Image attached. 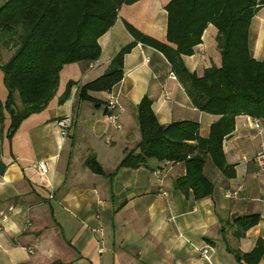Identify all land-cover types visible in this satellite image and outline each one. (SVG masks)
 <instances>
[{"label": "crops", "instance_id": "0c3cea01", "mask_svg": "<svg viewBox=\"0 0 264 264\" xmlns=\"http://www.w3.org/2000/svg\"><path fill=\"white\" fill-rule=\"evenodd\" d=\"M169 2L141 0L122 6L114 26L99 40L102 55L95 69L83 63L65 66L49 106L25 120L11 140L9 116L0 121V161L6 164L0 175V264H245L229 249L249 253L258 240L264 241V171L254 160L264 137L257 135L249 116L237 117L235 131L223 144L236 177L227 180L208 159L204 173L215 192L202 200L176 188V181L186 175L183 163L151 160L146 167L120 170L112 181L85 166L94 154L113 172L126 152L136 148L141 140L137 106L145 96L153 101L162 125L194 121L200 136L207 138L219 121L220 116L193 105L180 82L170 77L166 57L143 44L125 56L123 79L111 93H91L104 102L102 107L79 100L78 88L102 76L118 52L134 41L125 22L166 41ZM217 36L209 25L195 54L184 57L190 72L202 77L206 69L221 66ZM250 51L254 59L263 60L264 8L251 23ZM7 54L10 58L12 50L0 40V62L9 60ZM69 82L76 84L60 105ZM4 88L3 103L8 95ZM111 98L122 109L117 112L120 130L107 119L112 112L105 103ZM67 116L74 123L64 140L56 123ZM41 162L49 169L45 178L34 168ZM239 187L238 198L225 196ZM255 214L260 216L258 225L238 238L234 218Z\"/></svg>", "mask_w": 264, "mask_h": 264}, {"label": "trees", "instance_id": "16d2710c", "mask_svg": "<svg viewBox=\"0 0 264 264\" xmlns=\"http://www.w3.org/2000/svg\"><path fill=\"white\" fill-rule=\"evenodd\" d=\"M139 1L6 0L0 6V40L12 50L9 60L0 62L8 91L5 103L0 100V121L4 122L5 114L10 118L9 140L25 120L49 106L65 66L78 63L90 66L100 59L99 40L114 26L122 6ZM262 8L264 0H170L166 7V41L146 35L125 22L134 41L118 52L102 76L78 88L79 100L102 107L104 102L93 98L91 93H111L123 79L125 56L143 44L166 57L198 110L220 119L212 125L209 137L203 138L199 123L194 121L160 124L153 101L145 96L137 106L141 140L136 148L126 152L113 172H107L94 154L87 157L85 166L93 174L112 181L120 170L146 167L151 160L183 163L186 175L176 181V188L191 192L196 201L215 192V185L204 173L208 159L227 180L234 179L235 165L227 161L225 139L235 131L239 116L261 119L264 123V58L258 61L250 51L251 23ZM209 25L218 31L221 66H212L199 77L188 70L184 57L195 54ZM74 84H67L59 98L60 105L70 98ZM105 105L107 109V102ZM259 222L257 214L234 218L239 228L236 236L241 238ZM229 251L238 262L259 264L264 258V241L258 240L249 253Z\"/></svg>", "mask_w": 264, "mask_h": 264}, {"label": "built area", "instance_id": "2783aa9c", "mask_svg": "<svg viewBox=\"0 0 264 264\" xmlns=\"http://www.w3.org/2000/svg\"><path fill=\"white\" fill-rule=\"evenodd\" d=\"M96 62L91 63L89 68L91 70L96 68ZM170 77L172 79H177L175 74L172 72L170 74ZM107 109L109 111H111L112 113L110 115L107 116V119L109 121V123L116 129L120 130L122 128V125L119 121V116L117 114L118 111L122 110L118 101L115 98H111L107 101ZM252 122L255 125L256 131H257V135L260 137H264V123L262 122L261 119H253L252 118ZM73 118L71 116H67V117H62L60 118L56 125L59 129L60 132V136L62 137V139H67L69 137L70 131L73 127ZM255 162L258 165V167L264 171V142H262L259 151L257 152L256 156H255ZM34 168L36 169L38 175L41 178H45V176L48 174V166L46 163L41 162L38 163L37 165L34 166ZM158 175L160 174V171L156 172ZM242 188L239 187L235 190H228L225 193V196L229 199H234V198H238L240 193H241ZM163 196L167 197L168 194L166 192L162 193ZM208 249L209 247H207L205 250L202 251V255L203 257H207L208 255Z\"/></svg>", "mask_w": 264, "mask_h": 264}, {"label": "rangeland", "instance_id": "374dc122", "mask_svg": "<svg viewBox=\"0 0 264 264\" xmlns=\"http://www.w3.org/2000/svg\"><path fill=\"white\" fill-rule=\"evenodd\" d=\"M6 0H0V6L5 2ZM7 58H9V54L6 55ZM65 80V79H64ZM0 87L3 89L4 88V82H3V73L2 71L0 70ZM5 89V88H4ZM17 99H19L18 96H16ZM105 97V96H103ZM76 128V127H75ZM78 138V133L76 132V137H75V140H77Z\"/></svg>", "mask_w": 264, "mask_h": 264}, {"label": "water", "instance_id": "95a60500", "mask_svg": "<svg viewBox=\"0 0 264 264\" xmlns=\"http://www.w3.org/2000/svg\"><path fill=\"white\" fill-rule=\"evenodd\" d=\"M6 171V164L0 161V175H3Z\"/></svg>", "mask_w": 264, "mask_h": 264}]
</instances>
